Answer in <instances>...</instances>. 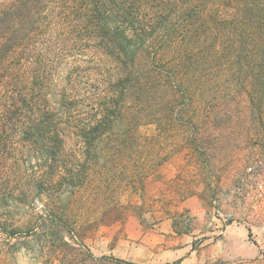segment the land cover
Wrapping results in <instances>:
<instances>
[{"label":"rangeland","instance_id":"374dc122","mask_svg":"<svg viewBox=\"0 0 264 264\" xmlns=\"http://www.w3.org/2000/svg\"><path fill=\"white\" fill-rule=\"evenodd\" d=\"M12 1L0 0V10ZM232 11L228 4L220 12L227 18ZM221 25L218 31L226 40L231 28ZM3 31L0 23V264H59L41 252L39 239L46 237L35 228L40 169L35 146L24 140L21 123L8 112ZM185 64L189 67L184 65L180 79L167 82L162 91L130 93L96 160L83 165L77 158L81 140L68 138L67 154L81 164L83 185L63 203L72 206L96 258L180 264L178 258L193 259L194 247L200 251L198 264H264V127L244 122L243 100L232 93L227 77L205 74L200 81L193 60ZM95 84L89 88L92 105L99 92ZM172 84H182L189 96L173 98ZM230 225H245L256 245L261 238L262 255L225 261L200 248L206 239L222 238ZM63 236L54 232L47 238L59 243ZM194 236L200 239L193 241ZM73 249L79 264H107L93 263Z\"/></svg>","mask_w":264,"mask_h":264},{"label":"trees","instance_id":"16d2710c","mask_svg":"<svg viewBox=\"0 0 264 264\" xmlns=\"http://www.w3.org/2000/svg\"><path fill=\"white\" fill-rule=\"evenodd\" d=\"M228 4L233 11L224 18ZM2 7L8 112L35 146L40 169L41 252L59 264H79L72 247L93 263L136 264L96 258L84 243L72 206L63 203L83 185L67 140H81L83 165L96 160L130 93L162 91L189 59L200 81L205 74L227 77L243 100L244 122L264 127V0H14ZM221 24L231 28L226 40ZM172 85L173 98L189 96L182 84ZM54 232H63L59 243L47 238Z\"/></svg>","mask_w":264,"mask_h":264},{"label":"crops","instance_id":"0c3cea01","mask_svg":"<svg viewBox=\"0 0 264 264\" xmlns=\"http://www.w3.org/2000/svg\"><path fill=\"white\" fill-rule=\"evenodd\" d=\"M247 232L248 230L245 225L236 227L234 225L227 226L222 238L206 239V242L200 245V248L203 246L205 248V253H207L209 257L225 261L256 259L262 255V239L257 238L256 245L247 238ZM192 239L193 241H197L200 238L194 236ZM199 243L200 242H197L196 245ZM198 252H200L199 249H194L193 247V259L178 258L180 264H198L196 257Z\"/></svg>","mask_w":264,"mask_h":264}]
</instances>
